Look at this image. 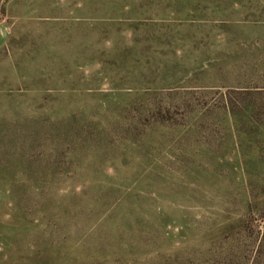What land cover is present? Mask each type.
Here are the masks:
<instances>
[{
  "label": "rangeland",
  "instance_id": "374dc122",
  "mask_svg": "<svg viewBox=\"0 0 264 264\" xmlns=\"http://www.w3.org/2000/svg\"><path fill=\"white\" fill-rule=\"evenodd\" d=\"M0 264H264V0H0Z\"/></svg>",
  "mask_w": 264,
  "mask_h": 264
}]
</instances>
